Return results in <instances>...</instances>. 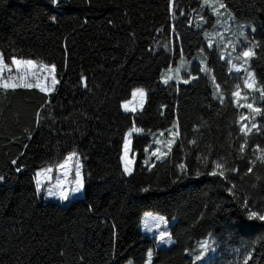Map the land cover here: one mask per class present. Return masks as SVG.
I'll list each match as a JSON object with an SVG mask.
<instances>
[{"label": "trees", "instance_id": "trees-1", "mask_svg": "<svg viewBox=\"0 0 264 264\" xmlns=\"http://www.w3.org/2000/svg\"><path fill=\"white\" fill-rule=\"evenodd\" d=\"M222 2L255 44L250 68L264 90V0ZM203 3L0 0L5 63L13 56L44 61L59 78L50 94L0 89V264H143L154 247L140 228L146 211L173 221V243L157 248L151 264H197L195 250L208 235L223 252L216 259L234 250L245 255L237 264H264V221L248 220L243 207L247 201L264 214V152L257 150L264 149V116L255 118L259 131H240L231 93L237 84L245 88L244 80L210 46L204 29L213 17ZM198 51L206 74L194 62L190 83L162 82L164 69ZM138 87L146 90L143 108L125 112L122 102ZM174 122L170 151L148 163L151 135ZM134 125L144 132L133 136L134 170L126 174L123 142ZM72 151L83 165V196L62 204L38 194L36 171ZM214 162L224 164L226 178L208 174Z\"/></svg>", "mask_w": 264, "mask_h": 264}, {"label": "rangeland", "instance_id": "rangeland-1", "mask_svg": "<svg viewBox=\"0 0 264 264\" xmlns=\"http://www.w3.org/2000/svg\"><path fill=\"white\" fill-rule=\"evenodd\" d=\"M220 2H222V0H220ZM203 4H204V6H206L205 3H203ZM215 6L218 7V4ZM206 8H208L210 15L213 17L211 25L208 27H205V29H204L205 35L208 39L209 44L210 45L213 44V45L217 46V48L221 52L222 58L229 63V67H230L231 71L236 73V74L239 73L240 78H242L244 81H245V79H249V82L251 83L252 80L248 77V73L250 72L253 74V78L255 81V87L254 88H240L239 91L241 93V97L239 98L238 103H237V98L234 97L235 102L237 103V105L241 109L242 116L248 118L245 120H241L242 125L246 124L247 128H251L253 130L254 129L252 127L253 124L257 125V123L255 122V118H256L257 114L252 109L247 108L246 105L252 104L253 108H259L260 109V101H261V97L259 96L260 91H257L256 89H261V87L258 85V83L256 81V77L254 75V72L250 68V58L252 55L248 58V63L246 65H243V67H241V65L243 64V58L237 59V57H240L241 53L249 47L252 48V52H253L255 44L253 43V41L251 39H249V38L247 39V36L245 35V32H244L246 29L244 26V22L235 20L231 16V14L227 10H225V8H220L219 14L214 12L212 10V8H210L208 6H206ZM199 20H200L201 24H206L208 21V18L199 17ZM241 33H243V35H241ZM0 55H2L1 51H0ZM16 58L20 59V60H33V61H35L36 67L29 68L28 74L31 75V73L33 71L36 72L37 78L41 83H43L45 86H51V76L47 72L41 71L38 66L41 63H43L44 65H49V66L54 65V64H50V63L35 60V59L19 58V57H16ZM182 60H183V67H180ZM194 62H196L199 65L200 71L202 68H205V67L207 68L205 55L203 54L202 51H198V52H196L195 56L191 59L187 58L186 56L179 57L176 61V64L171 65L168 68L163 70L162 75H161V80H162V76L171 75L174 77V79H172V80H174L178 83H183V84L190 83L195 77V72L193 71V63ZM233 65H235L236 67H233ZM11 68H12V75L15 76L16 75V66L11 65ZM177 68H180L179 73L176 72ZM236 68H240L241 70L239 72H237ZM170 69H171V71H170ZM201 72L204 74L207 73L204 71H201ZM5 74L7 75V73H5ZM208 74H210L209 77H210L211 81H213L214 75L212 73H208ZM56 78L59 81L57 73H56ZM185 80H187L188 82L184 83ZM169 81H171V80H169ZM28 82L35 83L36 80L29 79ZM162 82H163V80H162ZM213 82H214V85L212 87V91H213L214 97L216 99H219V100H221L219 97H222L224 99V95L220 92V90H219L218 95L216 94L217 89L215 88V84H216L215 80ZM57 85L55 86V88L57 87ZM138 88H141V87H138ZM145 93H146V90H145ZM245 97H246V99H245ZM126 100H132V95L130 96V98H128ZM145 101H146V96H145L144 101H143V106L145 104ZM135 106L137 107V110H141L139 96L136 98ZM134 126L137 127L136 125H134ZM137 128H140V127H137ZM130 129H128V131L126 132L125 138H126V135ZM169 130H172L171 133L169 132ZM143 132L144 131H142L140 133H133L132 137L130 138L131 143L129 144V150H128L126 156H125V149H124V142H125V138H124L122 157H121L122 163H123V168L125 169V164H126V162H128V167L131 169V171L126 173V174H131L134 170L135 155H133V153H132L133 136L135 134H142ZM250 132H247V133H250ZM161 133H163V135H161ZM177 137H178V128H177L176 122H174L173 125L168 129L167 133H165L162 130L154 132L151 135L150 144L146 148L147 149L146 161L148 163H152L153 161L164 159L166 157V155L168 154V152L170 151L169 149H171V147L175 143ZM156 141H159L160 143H157ZM157 149H159L160 151L157 152L156 155H153V153L156 152ZM73 152L77 153L76 151H72V152L68 153L66 157H68ZM163 153H166V154H163ZM157 156H159V159H157ZM77 162L81 165V177L83 180V165H82V161H81V158L79 157V155H78V161L76 158H73L72 160L67 162V165L64 168H58L57 166L64 164L65 159L57 165L45 166V167H42L36 171V173H37L38 171H40L43 168L51 167L53 169V171L51 173H46V174L41 175L40 180L47 187H53L56 185L57 177H59L64 182L63 186L65 188H67L69 193H70V199L69 200H67V201L60 200L58 198V196L48 197L45 190H42L40 193H42L46 199L55 200V201H58L62 204H67L72 199H77L79 197H82L83 193H84V187L81 189V191L79 193H71V191H70L72 187H75V185L70 183V182L75 179V165ZM65 172L68 173L67 176L64 175ZM36 173H35V175H36ZM49 176L51 177L50 180L48 179ZM35 181H36V179H35ZM83 184H84V181H83ZM160 217H162L165 222H160L157 219ZM171 222L173 223V221H169L166 216H164L163 214H161L159 212H154V211L144 212L143 217H142V221L140 224V228L145 234H147V236L150 239L154 240V247L152 249L153 255H154L157 248L169 247L173 243V239H172L171 233H170V223ZM162 231L167 232L168 237L166 239H170L171 242H161L160 241L159 234ZM205 241H207L208 250H205L204 248L201 247V244ZM201 253H203L202 256H201ZM232 254H234V256L232 258H230L229 256ZM238 254H239V252L234 251V250L230 251V252L225 251V256L220 257L219 259H216V257L218 255H223V252H222L221 248H219V244L216 241L215 236L208 235L199 241L197 248L195 250V253H194V257L196 259L197 256H201V259H199V260L196 259L197 264H237V262H239L242 258H243V260L245 259V255L243 253H241L242 258H240V259H239ZM152 258H153V256H152ZM129 261H132V264H136L131 258L127 259L124 264H128ZM146 262H147V259L143 264H146Z\"/></svg>", "mask_w": 264, "mask_h": 264}, {"label": "snow or ice", "instance_id": "snow-or-ice-1", "mask_svg": "<svg viewBox=\"0 0 264 264\" xmlns=\"http://www.w3.org/2000/svg\"><path fill=\"white\" fill-rule=\"evenodd\" d=\"M59 2H60V0H51V3L54 5H57ZM204 3L206 6L212 8V10L214 12H216L217 14H219L220 8H225V6L223 5L222 2H220V0H204ZM217 4H218V7L215 6ZM181 14H183V13H181ZM53 19H55V18L53 17ZM241 35H243V33H241ZM253 54L254 53L252 52V48L249 47L241 53L240 57H237V59L243 58V64L241 65V67H243V65H246L248 63V58ZM11 65L16 66V75L15 76L12 75ZM31 67H36V62L33 60H20V59H17L15 56H13L10 60V63H5L3 56L0 55V89L7 92L9 90L15 91L18 88H26V89L36 88L40 92H44V93L50 94V93L54 92L56 90L55 86L59 83V81L56 78V66L55 65H50V66L44 65L43 63H41L38 66L41 71L47 72L51 76V86H45L43 83H41L37 78L36 72L33 71L31 73V75H29L28 74L29 68H31ZM180 67H183V60L181 62ZM233 67H236V66L233 65ZM240 70H241L240 68H236L237 72H239ZM170 71H171V69H170ZM179 71H180V68H177L176 72L179 73ZM201 71L207 72L208 69L205 67V68H202ZM5 73H7V75ZM248 77L252 80V82L250 83L249 79H245V81H244L245 88H254L255 87V81L253 78V74L249 72ZM29 79L36 80V82L30 83V82H28ZM172 79H174V77L171 75L162 76V80H163L164 84H168L169 80H172ZM214 80H215V78L213 77V81ZM187 82H188L187 80L184 81V83H187ZM235 87L237 90L233 91L231 93V96L237 98V103H238V100L241 97V93L239 91L240 85L237 84ZM215 88L217 89L216 94L218 95L220 85L215 84ZM256 90L261 92V99L264 100V90H261V89H256ZM131 95H132V100H125L122 103L121 107L124 109L125 112L135 113L137 111V107L135 106L136 98L139 96L140 108L142 109L143 108V101H144V98L146 96V93H145V90L143 88H135L132 90ZM219 98L221 99V103H223V98L222 97H219ZM245 99H246V97H245ZM246 107L249 109H252L257 115L264 116V112H262L261 109H259V108H253L252 104H247ZM241 119L245 120L248 118L242 116ZM252 127L256 128L257 131H259V128H257V126L255 124H253ZM142 131H143L142 129L137 128L135 126H133L129 130V132L126 135L125 142H124L125 156L127 155V152L129 150V144L131 143L130 138L132 137L133 133H140ZM171 131L172 130H169L170 133H171ZM240 131L242 133H244L245 135H247V132L252 131V129L247 128V125L244 124L241 126ZM161 135H163V133H161ZM156 142L160 143L159 141H156ZM246 144H247V141H245V144L241 145V147H240L241 152H243L245 150ZM257 150L264 152V149H259V146H257ZM145 151H147V149H145ZM159 151L160 150L157 149L156 152L153 153V155H156L157 152H159ZM163 154H166V153H163ZM73 158H76L78 161V154L75 152L71 153L68 157L65 158V163L58 165L57 167L58 168H64L67 165V162L72 160ZM157 159H159V156H157ZM260 159L264 160V156H261ZM12 163L15 164L16 161L14 160V161H12ZM179 167H180L182 172L186 171V169L184 168L183 165H180ZM20 170H21L20 168L16 169V171H20ZM52 171H53V169L51 167H48V168H43L36 173L35 179H36V191H37V193L39 194L42 190H45L48 197L58 196V198L60 200H63V201L69 200L70 199V193H69L68 189L63 186L64 182L59 177H57L56 185L53 187H47L40 180L41 175L46 174V173H51ZM124 171L126 173L131 171V169L128 167V162H126V164H125ZM225 171H227V169H225V166L223 163L214 162L213 170L208 174L214 175V176L219 175L220 177H225ZM231 171L235 172L236 169H232ZM248 171L251 172L252 169L249 168ZM67 174H68L67 172L64 173L65 176H67ZM199 174L200 173H197V175H199ZM3 179H4V177L0 176V181H2ZM48 179L50 180L51 177L49 176ZM70 183L75 185V187L71 188V190H70L71 193H79L81 191V189L84 187L83 180L81 177V165L78 162L75 165V179L73 181H71ZM229 190L231 191V189H229ZM143 191H148V189H143ZM243 207L247 211V219L248 220L264 221V214H261L260 212H257V211H252L249 208L247 201L244 202ZM157 219L160 222H165L162 217L157 218ZM167 237H168V234L166 231L160 232L159 239L161 242H171L170 239H166ZM201 247L204 248L205 250H208L207 241L203 242L201 244ZM202 255H203V253H201V256ZM152 256H153V252L151 249H149L147 251V262H146V264H151ZM201 256H197L196 259L197 260L201 259ZM128 264H132V261H129ZM245 264H247V260H245Z\"/></svg>", "mask_w": 264, "mask_h": 264}]
</instances>
